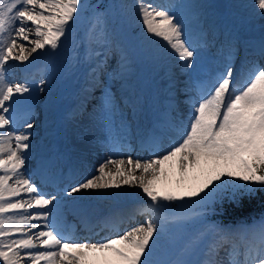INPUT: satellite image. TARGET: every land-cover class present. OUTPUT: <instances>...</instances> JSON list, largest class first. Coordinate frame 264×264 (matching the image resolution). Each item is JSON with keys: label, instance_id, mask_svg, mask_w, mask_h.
Segmentation results:
<instances>
[{"label": "snow or ice", "instance_id": "snow-or-ice-1", "mask_svg": "<svg viewBox=\"0 0 264 264\" xmlns=\"http://www.w3.org/2000/svg\"><path fill=\"white\" fill-rule=\"evenodd\" d=\"M84 7L83 0H0V264H153L150 257L176 219L166 215L172 207L225 199L239 204L264 193V63L249 59L235 75L226 64L207 91L189 98L191 122L176 126L178 143L161 152L159 137H153L152 156L141 160L114 142L113 155L94 174L64 190L74 197L82 190L138 188L146 201L134 215L144 223L97 242L75 240L62 230L56 215L61 195L44 192L26 174L37 126L30 109L34 90L13 79L12 71L13 62L60 49ZM136 7L146 32L167 42L183 67L192 69L197 52L178 16L151 0H137ZM252 7L264 20V0H253ZM96 55L103 64V54ZM258 55L264 61V45ZM122 222L104 221L103 227L115 231ZM201 241L203 258L196 264H264V217L251 225L212 226Z\"/></svg>", "mask_w": 264, "mask_h": 264}, {"label": "bare ground", "instance_id": "bare-ground-1", "mask_svg": "<svg viewBox=\"0 0 264 264\" xmlns=\"http://www.w3.org/2000/svg\"><path fill=\"white\" fill-rule=\"evenodd\" d=\"M135 19L141 21L139 12ZM183 25L189 42L193 44L198 37L197 32L190 31L186 23ZM213 25L217 29L226 27L225 23L218 18H213ZM233 28L228 35L234 39H247L252 35L251 32L254 29L252 26L238 27L236 30L235 27ZM260 29L262 30V28ZM262 33H264V29ZM110 37L104 38L102 34L97 33V38H92V44L89 48L94 53L93 71L87 74L84 84L78 89L74 99L63 104L61 109L65 111L64 120L58 119L54 114L56 99H52L45 106H43L42 100L31 101L32 116L40 113L42 121L41 129H36L33 132L30 165L33 171L37 170V175L42 174V180H38L37 184L44 192H57L67 189L82 182L85 177L94 174L97 166L109 155H113L114 142L120 144L123 153L134 158L139 157L141 160L152 156L153 152L149 141L153 137H159V150L161 152L166 151L182 139L181 132L176 130V126L182 122V127L186 128L191 122L185 114L188 105L191 104L188 97L194 98L193 94L198 96L206 86H211L214 80V77L209 76V70L214 61V57L211 56L200 60L192 71L194 76L202 73L207 74V77L200 83H194L192 75L182 79L180 77L182 69L179 68L178 70V65L177 69L173 67L172 71L167 72L164 56L167 57L169 53L173 54L174 52L161 38L155 37L153 46L158 50L159 57L162 58V61L159 62L160 67L154 70V76H158V78L148 85L145 94L138 87H133L138 94V100L129 102L126 96L128 93H132L131 90L127 92L124 84L120 87L118 85L120 81L129 80L134 76L136 67L125 44L117 43L115 38L113 41ZM24 43L28 45L27 42ZM261 45H264L262 40H256L252 45H247L246 49L250 48V51H255ZM97 52L103 54V64L99 63L101 57L96 55ZM80 54L81 52L78 50L76 56L79 58ZM220 58L223 65L231 63V61L237 69L241 65L236 64L235 54H230L227 57L224 52H221ZM75 59L74 66L76 62H79V59ZM13 63L16 64L15 67H20L21 76L27 78L31 85L35 83V77L42 73L49 74L52 76L51 78L56 76L47 66L41 53L32 54L26 63ZM15 67L14 69H16ZM108 73H115V78L120 79L118 83L113 84V87H117V89L112 91L109 89V92L107 90L103 92L100 89L99 94H97L94 89L95 86L101 83ZM175 76L177 78L171 81V77ZM13 79L19 80V78L14 77ZM151 94H154L153 99ZM109 96L112 99L121 100L117 108L104 103ZM160 99L163 100L161 104H159ZM143 105L147 107V111ZM153 105L155 112L150 110ZM37 107L40 110L37 111ZM133 117L137 120V126H134L132 122ZM120 118L123 120L120 121ZM21 123H23V113H21ZM148 125L160 129L159 134L148 130ZM134 132L140 135L139 138L133 137ZM53 151H55V157H50V153ZM59 152L63 154L62 161H65V166L70 167L69 173L77 172L76 176L70 175L69 180L62 183V176L66 174L64 164H58L57 168L51 171L52 164L59 160ZM36 156H39L38 161L33 160ZM61 172H63L62 176L60 175ZM26 174L29 175L28 172ZM92 192V190H82L74 197L61 196L62 203L56 215L62 230L71 238L78 241L97 242L110 236L122 234L131 227L145 222L143 216L134 215L136 210L146 201L138 188L124 187L119 190H99L94 195ZM98 194L101 197L97 199ZM107 196H113L110 202L105 200ZM125 200L127 202H124ZM87 207H90L88 212L90 213L89 218L92 219L91 226L86 223L85 209ZM69 218L71 222L67 224ZM112 220L123 221L118 224V230L114 231L111 226L103 227L104 221ZM79 229L81 230L78 231ZM153 254L156 255V252Z\"/></svg>", "mask_w": 264, "mask_h": 264}, {"label": "rangeland", "instance_id": "rangeland-1", "mask_svg": "<svg viewBox=\"0 0 264 264\" xmlns=\"http://www.w3.org/2000/svg\"><path fill=\"white\" fill-rule=\"evenodd\" d=\"M83 2L85 7L80 13V18L72 27L62 47L55 52L41 53L47 66L51 68V71L56 76L51 78L52 76L49 74L42 73L38 77H35V83L32 85L34 90L32 101L42 100V104L45 106L52 99H56L54 114L60 120L65 119L63 116L65 111L61 109L63 104L74 99L76 92L84 84L87 74L93 71L94 53L90 50L89 46L92 44V38H97V33L102 34L104 38L111 36L110 38L113 41L115 38L117 43H124L136 67V73L129 80L120 81V79L117 80L115 78V73H108L102 79V82L95 86L94 89L97 94H99L98 91L100 89L103 92L109 89L111 91L117 89V87H113V84L120 81L118 87L124 84L125 89L128 90L127 92L129 90L132 92L127 94L126 99L129 102L137 101L138 94L134 91L133 87H138L145 94V90H148V85L157 80L158 76H154V70L160 67L159 62L162 61V58L159 57L158 50L153 46L155 36L148 34L144 29L142 21L135 19L138 14L136 7L137 0H83ZM151 2L166 7L171 13L177 15L183 24L186 23L190 31H195L198 34V37L192 44L197 52L193 68H184L178 57L174 53H169L167 57L164 56L167 72L172 71L173 67L177 69L178 65V70L179 68L182 69L180 71L182 74L180 77L182 79H186L192 75V81L194 83H200V81L202 82L207 77V74L193 75L192 71L198 62L208 56L214 57L213 64L209 70V76L215 77L217 69L223 70L226 65L221 64V52H224L227 57L230 54H235V58H237L235 61L236 64H242L249 59H256L258 62L264 63V61H260L258 55L259 46L255 51H250V48L246 49L247 45H252L256 40H262L264 43V33H262L264 20L253 10V0H226L225 9L227 13L223 16L214 10L215 4L211 0H151ZM213 18H218L223 21L226 27L217 29L213 25ZM247 26L254 27L253 32H251L252 35L247 37V39H234V37L228 35L234 29L233 27L236 30L238 27ZM26 46L30 47L29 45ZM78 50L81 52L79 58L76 56ZM248 53L251 55L247 56L246 54ZM254 53L256 55H253ZM75 58L79 59V62H76L74 66ZM231 64H233V61H231ZM15 68L12 71L13 77L28 82L27 78L21 76L20 67ZM235 69L237 68L234 66V75ZM176 76L171 77L172 79L170 80L173 81L174 78H177ZM53 79L55 80L54 82ZM41 80L44 81L43 92L38 90ZM70 81L73 82V87L70 92L66 93L65 88ZM173 86L175 87V85ZM208 87L210 86H206L203 90L207 91ZM151 95L153 99L154 94ZM193 97L198 96L193 94ZM117 100L113 99V104L110 105L117 108L119 101H121ZM159 102L161 104L163 100L160 99ZM143 108L147 111L145 105H143ZM36 110L38 111L40 108L37 107ZM150 110L152 112L156 111L154 105L150 107ZM185 114L188 117L192 114L191 104L188 105ZM33 119L37 125L31 130L34 132L36 129H41L42 116L40 113H37L33 115ZM122 120L123 118H120V121ZM136 121V118L133 117L132 122L134 126H137ZM148 130H152V125L149 126ZM139 136L137 132L133 133L135 139L139 138ZM132 147L134 148V146ZM50 157H55V151L50 153ZM38 159L39 156H36L33 160L38 161ZM30 160L32 159L29 158L26 166L27 172L34 182L38 183L39 174L37 175V170L33 171ZM60 175L62 176L63 172ZM178 178V174L173 176V180ZM64 190H59L57 193L62 196L64 195ZM92 191L94 195L99 190ZM99 197H101L100 194L97 195V199ZM112 198L113 196H107L105 200L110 202ZM124 202H127V200ZM216 202L207 205H193L185 208L172 207L166 215L176 217V219L166 226V230L154 250L156 255L153 254L150 257L153 264H169V262H173L174 264V262L178 261L196 264L202 257L200 251L203 247L201 234L207 232L212 226L220 225L207 221ZM70 222L71 220L69 218L67 224ZM223 226L227 227V225ZM229 227L237 226L231 225Z\"/></svg>", "mask_w": 264, "mask_h": 264}, {"label": "trees", "instance_id": "trees-1", "mask_svg": "<svg viewBox=\"0 0 264 264\" xmlns=\"http://www.w3.org/2000/svg\"><path fill=\"white\" fill-rule=\"evenodd\" d=\"M264 217V193H257L253 198H244L239 204L227 199L217 201L207 221L221 225H251Z\"/></svg>", "mask_w": 264, "mask_h": 264}, {"label": "water", "instance_id": "water-1", "mask_svg": "<svg viewBox=\"0 0 264 264\" xmlns=\"http://www.w3.org/2000/svg\"><path fill=\"white\" fill-rule=\"evenodd\" d=\"M213 1L216 4L217 10L219 9L218 11H220L221 13H225L226 12L225 11L226 0H213ZM72 84H73L72 81H70L68 86L66 87V90H65L66 92L71 91L72 86H73Z\"/></svg>", "mask_w": 264, "mask_h": 264}]
</instances>
